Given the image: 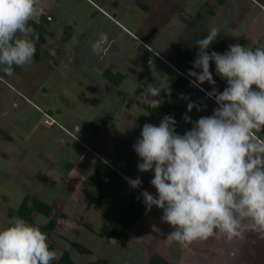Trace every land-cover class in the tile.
<instances>
[{
	"label": "rangeland",
	"instance_id": "374dc122",
	"mask_svg": "<svg viewBox=\"0 0 264 264\" xmlns=\"http://www.w3.org/2000/svg\"><path fill=\"white\" fill-rule=\"evenodd\" d=\"M48 1L38 0L37 5L41 6L42 2ZM55 1L51 0L53 4ZM181 1L184 4V0H164L158 5L147 2L146 6L151 10L150 13L139 17L143 11H136L135 6L131 5L132 0H118L114 21H109L98 12H94L97 17L90 18L91 20L79 19L80 23H77V29L74 30L76 33L72 32L71 43L62 46L55 39L37 42L36 54H39V58L34 57L28 71L19 67L14 69L17 74L15 77H4V72L1 73L0 68V118L4 119L1 121L2 128L13 127L15 129L13 135L23 137V132L32 128L33 116L41 117L40 125H36L38 131L32 132L28 137L27 163L23 164L25 168L20 173L18 169V172L11 180L9 179L10 181L7 179L6 183L0 180V194H3V191L12 193V197L0 202V229L7 227L12 219L7 215V209L17 210L25 193L52 206L51 216L57 220L54 233L49 240L54 247L53 251L58 256L64 250L70 251L71 258L76 264H91L98 259H105L112 264H140L148 256V248L166 255L174 264H264V238L255 232L246 233L244 240L227 241L213 237L207 241H196L189 249H182L177 243L169 244L165 238L173 228L162 223V210L155 207L147 211L144 206L140 219L142 223L134 224L118 243L100 239L82 226V223L90 224L96 233L102 223L110 219L109 212L116 214L134 194L140 195L142 189L131 188L125 182L124 175L133 176L131 179L140 177L141 174L143 177L144 175L149 177L150 180L153 178L152 172L140 173L137 170L139 158L129 141L131 137L139 136L133 128L126 126V123L130 113L141 112L144 97L135 94L139 84L146 82L147 89L149 85L166 88L169 86L165 81L168 74L165 64L154 54L156 52L160 56L166 54L168 62H172L171 57H175L168 54L170 50L164 45L171 47L167 42L170 39L166 38L172 36L174 32L180 35L182 31L170 27L163 19L167 17L165 14L171 13V10L173 12L182 8L184 5ZM229 1L234 2L236 6L243 4L241 0ZM74 2H77L81 8L84 6L92 9L88 5L85 6V0H74ZM225 11H228L227 6L218 10L214 26L223 22L226 26L231 24L227 23ZM42 12L44 10L39 8L34 15L39 17ZM237 25L241 32L245 22H238ZM172 28L173 32L169 31ZM102 35L107 39L102 42L99 53H95L92 45L100 41ZM162 46L163 50H160ZM54 49L55 52H61V56L53 53ZM46 50L47 53L44 54ZM48 54L49 62L56 61L55 71L56 74L58 73V79L64 80V85H58L59 82L55 84L57 97L47 94L42 98V106L51 108L49 112L46 109L47 111H42L43 114L40 115L25 108L30 104L27 94H32L34 91L33 95H37L40 86L42 87L48 78H52L51 75H44L46 72L50 74V69L46 66L52 65L47 62ZM59 63L63 67H59ZM104 71L113 74L118 72L124 75V80L118 87L113 86L103 79ZM71 74L73 80L67 82L68 79L65 78H69ZM83 84L85 86L82 87ZM204 87L209 89L211 86L206 83ZM163 94L161 91L160 96L155 99L158 100ZM10 95L13 96L14 102L10 100L12 99ZM5 98L7 99L4 100ZM14 112L18 114H13ZM55 112L59 120H65L62 125L54 120ZM186 114L192 116L191 113ZM95 120L107 121V124H103L101 132L95 133L100 123L90 124ZM65 124L68 127H65ZM25 128L27 129L22 131ZM46 130H52L50 134L47 133L51 138H46ZM41 132L44 134V140L39 138ZM90 132L94 135L90 141L93 147L87 143L86 149L89 147L87 151L80 147L85 144L81 139L83 134L91 136ZM65 134L70 139H65ZM97 134L99 136L95 138ZM39 154L55 155L59 161L55 168L48 170L55 173L54 177L57 180L52 188L50 186L44 188V185L35 180L21 181L31 173L45 172L44 161L40 159ZM124 159L133 164L130 165V169L122 168L123 178L117 184L119 186L110 193V200L104 206L105 212L94 209L96 188L98 183L102 182L97 171L103 173V182L107 183L108 172L105 169L112 168L107 161L118 166L119 161ZM93 171L96 173L94 174ZM89 175L94 178L90 180ZM60 178L62 181H59ZM2 181L6 187L2 186ZM3 204L5 206H2ZM61 215L66 218H61ZM34 220L35 225L40 229L48 221L41 215H35ZM68 241L82 244L90 250V254H78L70 247Z\"/></svg>",
	"mask_w": 264,
	"mask_h": 264
},
{
	"label": "clouds",
	"instance_id": "9594fccd",
	"mask_svg": "<svg viewBox=\"0 0 264 264\" xmlns=\"http://www.w3.org/2000/svg\"><path fill=\"white\" fill-rule=\"evenodd\" d=\"M37 3L0 0V66L8 76L14 67L33 63L39 36L34 41L29 21ZM219 35L213 26L195 42L198 52L187 73L193 86H211L205 95L217 105L212 114L195 121L185 114L182 119L191 128L182 135L175 118L165 115L158 125L145 123L133 145L138 172L153 173L150 185L156 195L141 192L145 208L162 210V223L173 228L165 240L182 249L213 237L244 240L249 232L264 238V45L253 49L236 43L222 54L209 53ZM106 39L102 35L92 45L95 53ZM213 64L215 75L226 81L222 92L215 87ZM161 91L171 94L166 87L147 89L144 102L153 110L160 107L155 98ZM194 108L203 110L198 103L187 104L188 113ZM127 183L137 189L142 182L137 177ZM58 259L47 234L27 220L13 217L0 229V264H52Z\"/></svg>",
	"mask_w": 264,
	"mask_h": 264
},
{
	"label": "crops",
	"instance_id": "0c3cea01",
	"mask_svg": "<svg viewBox=\"0 0 264 264\" xmlns=\"http://www.w3.org/2000/svg\"><path fill=\"white\" fill-rule=\"evenodd\" d=\"M85 1H86L85 6L88 5L89 7L92 8L91 10L88 7H84V6H83V8H81L79 4L77 5V2H74V0H56L54 2V4L51 2V0H49L48 2H42L41 6L36 5V10L39 8H42L44 10V12L40 13V16H42L44 14V15H47V18H48V20L46 19V22H44V36L41 39H39L38 42L48 41L50 39H55L62 46H64L68 42L71 43L72 34L76 33L74 30L77 29V23H80L79 19H82V18L83 19H87V18L93 19L96 16L94 14V12H98L101 16L105 17L109 21H114L115 16L117 15L114 11L117 9V7L119 5L118 0H85ZM119 1H121V0H119ZM142 1H144V2H142ZM162 1H164V0H132L131 5L135 6L136 11L137 10L143 11V13L139 15V17H140L141 15H148L150 13L149 11H151L146 6L147 2H150L152 4L155 3L156 5H158ZM227 1H225V3H227L226 5L224 3L223 5L218 6V5H216V2L214 0H186V2L184 0V4L181 1V3L184 5L182 8L174 10L173 12L171 10L170 14H165L167 17L164 18L163 21L165 23L169 24L170 27L179 28L182 31L180 33V35H178L174 32V33H172V36L170 35L169 38H166V39H170V40H167V42H168V44H171V47L167 46V45H164V46L167 47L168 50H170L168 52V54L170 56L171 55L175 56V57H171L172 62L167 61L168 56L166 54H164L165 56H160L158 54V52H156V54H154V55L159 56V58L161 59V62L165 64V68L168 71V74L165 78V81L168 83L167 86L169 85L167 87L168 89L173 85V83L175 82V80L179 76L184 75L180 71L181 69L178 68V64L180 62L182 64H185L186 66H188V65L190 66L193 64L195 57H196V53L198 52V48L195 46V42L198 40V36L204 35L205 33H207L210 30L211 27L214 26V23L217 20L216 16H218V10L220 11L221 8L224 6H227V8H228V11H225L226 16H227L226 17L227 23L230 22L231 24L230 25L227 24L228 26H226V25H223L224 24V22H223V24H217V26L215 25L216 27H219V29H220V35L218 36L219 41H218V43L213 42L210 45L209 49L207 50L209 53H211L212 51H217V52L222 54L228 49L229 45L236 44V43H240L246 47H251L253 49H255L256 47L264 45V6H263V0H241L243 4L240 3V6L239 5L236 6V4L234 2H231L229 0H227ZM206 4L209 5V7L211 8L210 11H212V14L202 15V17L199 19V21L197 20V24H194L193 21L195 22L198 12H200ZM45 7H47V8H45ZM80 8L82 9L81 11H80ZM249 11L250 12L252 11L250 15H248L250 13ZM68 12H69V14L67 15ZM39 17L34 15L32 19L37 20V18H39ZM238 22H245V26L241 32H240L241 29L237 25ZM169 31L173 32V28H172V30H169ZM63 35L67 36V40L64 42L61 39ZM174 36H175V38H174ZM74 37H75V35H74ZM55 49H54L53 53L61 56L60 54H62V53L61 52H55ZM144 49H145V51H147L146 48H144ZM47 50L44 52V54L47 53ZM160 50H163V46L160 48ZM38 56H39V54H35L34 57L38 59L39 58ZM47 57H48L47 62L49 64H52V65L49 66L46 63L48 65L46 67L48 69H50V74H49V72H46L44 75H47V76L51 75L52 78H48V81L45 82V84L42 85V87L40 86V88L38 89V91L36 93L37 95H33L34 91H32V94H27V98H29L30 104H27L28 107L25 108V109H30L31 112L35 111V112H37V114H40V115L43 114V113H41L42 111L48 110V112H49L50 108H51L50 106H48V107L42 106L43 105L42 98L46 97L47 94H53V96L57 97L58 95L56 92L55 84H58V82H59L58 85H62V84L64 85V83H63L64 80L58 79L59 77H57L58 73L56 74V71H55L56 61H53V62L50 61L49 62V59H50L49 54L47 55ZM61 63L63 64V61H61ZM61 63H59V67L60 66L63 67V65ZM29 66H25V67H23V69L28 71L29 68H31L32 64ZM0 68L2 70L1 73H3V66H0ZM15 68L18 69L19 67H14V69ZM17 69L15 71H17ZM211 71L213 72L214 79L216 80L215 87L217 88L218 91L222 92L226 87V81L221 80L218 76L215 75V66ZM111 73L113 74V72H111ZM3 74L5 75L4 77L8 76L5 73H3ZM16 75L17 74L14 72V74L12 76L15 77ZM102 75H103V73H102ZM122 76H123V80H124V75H122ZM102 77H103V79H105L104 75ZM65 79H68V80H66L67 82L72 81L73 80L72 74L69 76V78H65ZM106 81H108V80H106ZM121 82H120V84H121ZM109 84L112 85V83H110V82H109ZM141 84L145 85L144 90L137 96L141 95L142 97H145V91L147 89L146 88L147 83L142 82ZM141 84H139V85H141ZM205 84L206 83H204L203 85H200V87H199L200 92L199 93L186 94L185 95L189 99V102L195 101L198 104H200L201 108L203 109L202 111H199V112L196 109H193L190 112L192 115V116H190L192 120H197L200 116L211 115L213 109L217 107V105L214 103L213 99L206 97L205 92L211 91V87L209 89H207L204 87ZM119 85H117L116 87H118ZM81 86L83 87V86H85V84H83ZM113 86H115V85H113ZM200 88H203L205 91H201ZM26 93H28V92H26ZM163 93L164 94L162 95V97L166 94V91H163ZM10 98H12L10 100L13 101V96L10 95ZM6 99L7 98H5L4 100H6ZM149 99H152V98L149 97ZM143 103L144 102L141 103V112H143V113L140 112V114H139V113H137L138 111H136L135 113H132V114L130 113L129 120L126 123V126L133 128L134 131L137 132L138 136H140L141 128L145 123H151L153 125L159 124L158 120L151 117L150 115H148L143 110V108H142ZM4 105H5V103H4ZM13 105H14V103H13ZM71 105H72V103H71ZM186 113H187V108L184 110L182 117ZM13 114H18V113L14 112ZM4 115L5 116L7 115L6 110L4 112ZM54 117L56 118V119L54 118V120L56 122L58 121L59 125H62V122H65V120H59L58 119V114L56 112L54 113ZM40 118H39V116H35V117L33 116L32 128L30 129V131H25L27 128L22 130L25 132H23V135H24L23 137L20 136L21 138L19 136L13 135V133H14L13 130H15L13 127L2 128L1 125H3V124L1 121H3L4 119H3V117L0 118V180L5 181V183H6L7 179L8 180L12 179V176L18 172V169H19V173H20L25 168V166L23 164L27 163L26 162L27 161L26 156H27L28 149H29V147L27 146L28 137H29V135H31L32 132L38 131V129H37L38 127L36 125H40V122H39ZM181 122L183 125H186V123L184 122V120L182 118H181ZM97 123H100V127L98 128V131L95 133L101 132L103 130V127H104L103 124H107V121L105 122L104 120H102V122L101 121L98 122L97 120H95V121H92V123H90V124L96 125ZM64 126L68 127L67 124H65ZM35 129H37V130H35ZM51 132H52V130H50V131L46 130V133H45L46 138H51L50 135H47V133L50 134ZM89 134L91 136H89L88 134L82 135L81 140L85 141V144L83 143L84 146H80L81 148H83L87 151L89 149V147H88V149H86L87 143L93 147V144H91L92 142H90V141L94 137V135L91 132ZM65 135H66L65 139H70V137L67 134H65ZM98 136H99V134H97L95 136V138H97ZM39 138L44 140L43 132L40 133ZM138 138H136V137L132 138L131 137V141H129V143L131 144L132 147ZM62 140H63V138H62ZM39 157H40V159H42L44 161L43 164L46 168L45 172L44 173L37 172L35 174L31 173L30 175L28 174L29 176L26 177V179L25 178L21 179V181L22 180L23 181L35 180L37 183L44 185L43 186L44 188L46 186H50V185H45V184L38 182L36 176H37V174L41 173V174L45 175L46 177H48L50 180H54L55 184H56L57 180H55V177H54L55 173H51L50 171H49L50 173L48 172V170L50 168H55V166L59 162L56 159V156L55 155L51 156L50 154L47 156L43 155V154H39ZM111 163L112 162L107 161V164H110V166H112L111 169L109 167L107 169H105L108 172L107 176L111 172H115L116 175L118 176V180H117L118 183L123 178L121 176V174H122L121 171L123 170L122 168L127 167L126 169H130L129 168L130 165L133 164L132 162L130 163L128 161H125V159L119 161L118 166H116V165L114 166V164H111ZM68 165L69 164L67 163L66 166H68ZM94 171H96V169H94ZM94 171H93V173L95 174L96 172H94ZM149 173H151V172H149ZM97 174H99L101 176V180H103L102 179V178H104V175H102L103 173L97 171ZM124 176H125V179H124L125 182H127L126 178H128V177L132 178L133 177V176H130L128 174H126ZM139 178L141 179V182H142L141 186L139 187L140 190L141 189H142V191L146 190L155 196L156 190L150 185V181H149L150 179H148L149 177H147V176L145 177V175L143 177V175L141 174ZM3 181H2V186L6 187V185L3 183ZM59 181H62V178H60ZM53 186H50V187L52 188ZM117 186H119V185H117ZM135 190H137V189H135ZM141 192L139 193L140 195L134 194L133 197L138 196L141 198L140 203H141V208L143 210L145 205L143 203V198L141 197ZM6 193H8V194H6ZM3 194H5V195H3ZM3 194H0V202L5 201L3 199H6L8 197H12V193H9V192L3 191ZM26 195L27 194L24 193L22 195V199ZM2 206H5V205L3 204ZM8 209L11 210V208H8ZM8 209H7V213L9 211ZM12 210H14V209H12ZM65 218H66V216H65ZM34 219H35V216H34ZM140 219L136 223H142V221H140ZM103 240H105V239H103Z\"/></svg>",
	"mask_w": 264,
	"mask_h": 264
},
{
	"label": "trees",
	"instance_id": "16d2710c",
	"mask_svg": "<svg viewBox=\"0 0 264 264\" xmlns=\"http://www.w3.org/2000/svg\"><path fill=\"white\" fill-rule=\"evenodd\" d=\"M216 5L220 6L225 3V0H214ZM264 6V0H263ZM211 8L209 5H205L200 12H198L196 16L194 24H197V20L202 17V15H209L212 14L210 11ZM210 12V13H209ZM47 15H42L37 20L31 19L29 21V25L34 29L35 35L33 39L35 41V36H39L41 39L44 36V22H46ZM188 24V23H187ZM207 33L204 35H199L198 39H202L205 37ZM62 41L67 40V36H62ZM219 39L214 42L218 43ZM193 65V64H192ZM192 65L186 66L181 62L178 64V68H180L181 72L184 75L179 76L173 85L169 88L171 90V94H165L163 97L159 99L160 107L157 109H152L148 104L145 102L142 105L143 110L150 115L151 117L155 118L160 122L161 118L165 115H171L176 120V131L179 134H183L185 131L190 130L191 124L183 125L181 122V118L183 115L184 110L187 108V104L189 103V99L185 96L186 94H194L199 93V88L193 86L190 83V78L187 76L189 70L192 69ZM214 68V64L211 66L210 70ZM197 71H199L197 69ZM104 78L108 80L112 85H119L120 82L123 80V76L119 73L112 74L109 71H104L103 73ZM144 84L138 86L135 91L136 95H139L144 90ZM100 121V120H99ZM98 121V122H99ZM195 121V120H193ZM93 125V124H92ZM38 182L53 186L55 184L54 180H50L45 175L39 173L37 174ZM94 177L90 176L89 179L92 180ZM108 182L104 183L99 182L96 188V195L93 201V207L97 210H102L105 212L104 206L108 204L110 200V193L113 189H116L118 184V176L115 172H111L108 176ZM141 198L138 196L132 197L130 200L126 202V204L116 213L112 214L109 212V220L102 223L98 231L95 233L94 229L91 227L90 224L82 223L87 231L90 233L95 234L100 239H105L107 241L113 240L115 242H119V240L124 236L125 233L141 218L142 216V208H141ZM53 208L47 204L46 202L41 201L35 196L26 195L21 201V204L18 206L17 210H9L7 215L11 218L13 217H20L27 220L30 224L35 225L34 216L41 215L44 218L48 219V221L42 226L40 229L43 233L47 234L49 249L53 250L54 247L50 243V237L54 233L57 220L52 217ZM108 214V213H107ZM61 218H65L64 215H61ZM81 223V222H80ZM70 247L75 250L80 255H89L90 250L83 246L80 243L68 241ZM148 256L146 259H143L140 264H174L173 261H170L166 255H163L151 248H148ZM59 259L52 262V264H76L73 259L71 258L70 251L64 250ZM91 264H112L105 259H98L93 261Z\"/></svg>",
	"mask_w": 264,
	"mask_h": 264
}]
</instances>
